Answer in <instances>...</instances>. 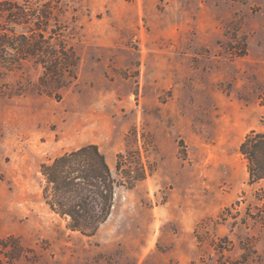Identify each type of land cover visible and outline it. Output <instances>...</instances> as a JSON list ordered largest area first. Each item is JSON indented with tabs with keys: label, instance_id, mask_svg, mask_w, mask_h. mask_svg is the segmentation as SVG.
I'll return each instance as SVG.
<instances>
[{
	"label": "rangeland",
	"instance_id": "1",
	"mask_svg": "<svg viewBox=\"0 0 264 264\" xmlns=\"http://www.w3.org/2000/svg\"><path fill=\"white\" fill-rule=\"evenodd\" d=\"M3 1L36 30L0 18V264H264V0ZM89 143L123 184L84 235L41 164Z\"/></svg>",
	"mask_w": 264,
	"mask_h": 264
},
{
	"label": "trees",
	"instance_id": "2",
	"mask_svg": "<svg viewBox=\"0 0 264 264\" xmlns=\"http://www.w3.org/2000/svg\"><path fill=\"white\" fill-rule=\"evenodd\" d=\"M0 18L13 24L10 32L14 33V24H23L27 29L23 37H34L36 29L32 26L35 23L22 5L0 2ZM37 29L38 36L43 39L44 33ZM26 34L29 35L26 37ZM238 150L246 160L249 181L264 178V132L251 130L240 142ZM41 173L45 178L43 196L49 207L68 216L70 228L84 235H93L107 219L113 205L114 188L123 184L113 177L104 154L95 143L82 145L56 156L50 163L41 164ZM8 247L11 252L21 249L13 237L0 240V251ZM3 254L10 255L9 252ZM13 254L12 259L17 256Z\"/></svg>",
	"mask_w": 264,
	"mask_h": 264
}]
</instances>
